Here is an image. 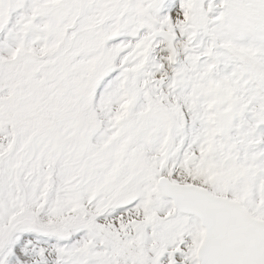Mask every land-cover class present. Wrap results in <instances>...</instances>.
I'll return each instance as SVG.
<instances>
[{
    "label": "snow or ice",
    "instance_id": "6c2138e0",
    "mask_svg": "<svg viewBox=\"0 0 264 264\" xmlns=\"http://www.w3.org/2000/svg\"><path fill=\"white\" fill-rule=\"evenodd\" d=\"M0 264H264V0H0Z\"/></svg>",
    "mask_w": 264,
    "mask_h": 264
}]
</instances>
